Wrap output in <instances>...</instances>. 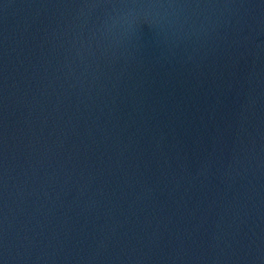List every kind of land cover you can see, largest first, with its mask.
<instances>
[{
	"label": "water",
	"instance_id": "obj_1",
	"mask_svg": "<svg viewBox=\"0 0 264 264\" xmlns=\"http://www.w3.org/2000/svg\"><path fill=\"white\" fill-rule=\"evenodd\" d=\"M0 264H264V0H0Z\"/></svg>",
	"mask_w": 264,
	"mask_h": 264
}]
</instances>
